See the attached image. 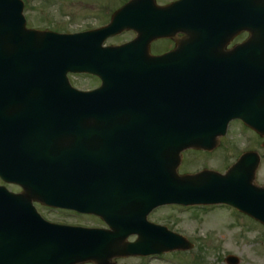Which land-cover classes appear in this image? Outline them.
Wrapping results in <instances>:
<instances>
[{
	"label": "water",
	"instance_id": "95a60500",
	"mask_svg": "<svg viewBox=\"0 0 264 264\" xmlns=\"http://www.w3.org/2000/svg\"><path fill=\"white\" fill-rule=\"evenodd\" d=\"M8 1L0 0V98L19 95L14 115L0 106V131L12 119L2 142L19 146L20 166L1 157L0 176L25 192L0 189V264H115L186 249L181 237L147 222L163 205L229 204L264 224L256 154L225 176L177 173L183 151L213 150L234 119L264 136V41L230 55L188 44L151 58L143 42L103 48L99 32L7 28ZM70 71L97 75L103 86L78 92ZM33 202L96 215L111 230L51 225Z\"/></svg>",
	"mask_w": 264,
	"mask_h": 264
},
{
	"label": "rangeland",
	"instance_id": "374dc122",
	"mask_svg": "<svg viewBox=\"0 0 264 264\" xmlns=\"http://www.w3.org/2000/svg\"><path fill=\"white\" fill-rule=\"evenodd\" d=\"M96 1L46 0L45 12L51 20L60 22L54 25V31L58 33L72 32L83 26L98 24V21L93 19L96 14L94 11L97 8ZM117 1L120 4L124 0ZM35 3L39 8L42 6L40 1L34 2V5ZM65 19L64 23H70L68 28H64V24L61 23ZM79 77L80 79L75 78L73 80L79 89H90L98 82L90 76ZM254 139V136L248 131L238 125H233L225 140L221 141L220 146L212 153L196 152L193 154V152H185L180 171L195 174L207 168L225 173L245 150L251 149L263 157L256 179L257 184L263 186L264 147ZM44 215L48 216V213L44 211ZM66 219H79L90 227H103L104 225L97 218L78 216L70 212L66 214ZM152 221L186 236L197 247L201 246L202 248L197 251L176 250L161 257L156 256L145 260L128 258L119 261V264H227L225 259L228 256L238 258L237 264H264V227L231 207L224 205L159 209L153 215Z\"/></svg>",
	"mask_w": 264,
	"mask_h": 264
},
{
	"label": "flooded vegetation",
	"instance_id": "af4514ba",
	"mask_svg": "<svg viewBox=\"0 0 264 264\" xmlns=\"http://www.w3.org/2000/svg\"><path fill=\"white\" fill-rule=\"evenodd\" d=\"M102 1L97 0L95 3L97 5L96 19L100 27L106 25L113 13L130 0H124L120 6L117 0ZM177 2L179 4L176 20L179 27L168 38L150 40L151 53L154 56L171 51L177 43L189 36L183 27L189 19L196 24L192 36L207 38L208 43L220 45L227 51L235 47L257 45L261 41L264 29V0H156L159 7H167ZM42 3L45 5L43 1ZM45 10L41 8L40 11L33 12L34 15L30 17L33 21L31 26L38 25L39 28H48L52 24L53 19H50ZM204 22L206 27L198 28V25ZM137 36L138 33L135 31H126L108 40V43L120 45L132 41ZM255 137L261 141L259 136L255 135ZM261 143L264 144V139ZM50 212L52 215L57 213L56 216H52L55 218L54 222L64 223L62 211L51 210Z\"/></svg>",
	"mask_w": 264,
	"mask_h": 264
}]
</instances>
